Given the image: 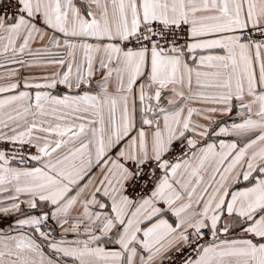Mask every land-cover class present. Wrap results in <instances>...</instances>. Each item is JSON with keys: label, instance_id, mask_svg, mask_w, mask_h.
Masks as SVG:
<instances>
[{"label": "snow or ice", "instance_id": "snow-or-ice-1", "mask_svg": "<svg viewBox=\"0 0 264 264\" xmlns=\"http://www.w3.org/2000/svg\"><path fill=\"white\" fill-rule=\"evenodd\" d=\"M0 264H264V0H0Z\"/></svg>", "mask_w": 264, "mask_h": 264}]
</instances>
